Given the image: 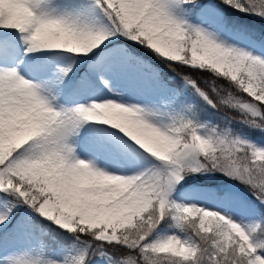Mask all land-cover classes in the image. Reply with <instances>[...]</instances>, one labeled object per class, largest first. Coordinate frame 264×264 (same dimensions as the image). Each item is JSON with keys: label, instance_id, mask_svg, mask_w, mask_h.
I'll return each instance as SVG.
<instances>
[{"label": "snow or ice", "instance_id": "1", "mask_svg": "<svg viewBox=\"0 0 264 264\" xmlns=\"http://www.w3.org/2000/svg\"><path fill=\"white\" fill-rule=\"evenodd\" d=\"M48 2L0 0V29L20 34L25 57L50 58L30 79L0 33V243L42 217L80 242L72 264H264V54L227 36L231 10L264 19V0H71L67 15ZM60 56L70 62L53 67ZM77 61L87 70L73 80ZM209 173L255 199L205 184L218 204L176 201Z\"/></svg>", "mask_w": 264, "mask_h": 264}, {"label": "rangeland", "instance_id": "2", "mask_svg": "<svg viewBox=\"0 0 264 264\" xmlns=\"http://www.w3.org/2000/svg\"><path fill=\"white\" fill-rule=\"evenodd\" d=\"M71 0H49L48 3L42 5V10L46 11L52 15H67L68 14V4ZM93 0H85V3L91 4ZM235 12L236 10L233 9ZM241 15H248L253 22L259 24L260 26L264 25V19H261L259 16L249 15L243 12H237ZM92 16L98 15L97 13H91ZM212 15L211 13L202 14L198 19H195L194 22H200V20H208L212 22ZM264 27V26H262ZM261 29V28H260ZM12 35L15 40L12 46V53L8 57V62L10 65H16L19 61L23 60V64L20 65L21 70L24 72L26 76L30 79H43V74L39 72V68L43 64L45 60H49V57L41 56L40 54H33L28 57L24 56L23 49L25 45H23L22 41L20 40V34L15 30H5L0 29V33H5ZM227 36L231 38V42L238 44L240 47L250 48L254 51L261 52L264 54V48H261L257 44V38H264V34L258 36H252L250 34L245 33L244 31L234 28L233 30L227 32ZM255 45V46H254ZM70 61L67 57L60 56L54 60H51L52 66H64L68 64ZM87 70L86 64H81L77 61V67L73 69V80H76L80 77L82 72ZM209 74V73H208ZM207 75V74H206ZM182 81V82H181ZM178 82V84L171 85L173 87L183 86V80ZM98 87L103 89V86L98 84ZM105 95H112L108 93L107 89H103ZM185 98L197 101L198 97L193 95L190 91H185L184 93ZM130 98L129 94H125L124 99L127 100ZM158 119H163L164 122H168L166 117H160ZM212 124H216L220 122L218 120V116L212 117ZM234 128H238L239 126L233 124ZM257 144H264V141H256ZM207 177H213L212 179H208ZM188 183L183 187L179 188L178 192L175 196V199L178 203H198L204 204L206 206H213L218 204L219 202L212 199V197L204 192L201 191L199 186L205 184H214L220 186H227L232 188L234 191L241 192L248 196L250 199H255L252 196L251 191L246 188L244 185H240L235 181L229 180L226 176L221 175L220 173H209L207 176L196 174L187 178ZM34 215V214H33ZM39 220H45L47 222L52 223L58 229L66 232L63 228L56 225L54 222L44 219L42 217H37L32 223L33 225H39V228H28L24 232H22L19 237L16 236H9L6 237L2 243H0V255L7 256V255H22L24 259L34 262V264H47L49 260H56L59 261L60 264H72L73 258L79 254V244L78 241H73L69 245H60L52 238L48 236V232L45 231L46 235L40 234L41 222ZM259 222L257 218H246L245 223H253ZM31 233V234H29ZM69 233V232H67ZM71 234V233H69ZM159 234L161 237L170 236L173 234L183 235L179 233L175 228H168L166 225H162L161 229L159 230ZM73 235V234H72ZM22 238L23 243H19L20 239ZM74 238V236H73ZM43 242V244L41 243Z\"/></svg>", "mask_w": 264, "mask_h": 264}, {"label": "trees", "instance_id": "3", "mask_svg": "<svg viewBox=\"0 0 264 264\" xmlns=\"http://www.w3.org/2000/svg\"><path fill=\"white\" fill-rule=\"evenodd\" d=\"M231 24L233 27L241 29L247 34H250L252 36H258L264 34V25L260 26L259 24H256L251 20L248 15H241L240 13L235 12L234 10H231ZM261 28V29H260ZM160 70L165 73L169 79V82L173 84H178L182 79L178 75V72H173L170 68H168L166 65H161ZM207 75H211L210 73ZM182 82V81H181ZM201 83H203V80H201ZM213 112H216L217 110H212ZM235 114V113H234ZM223 115V112H217V116ZM233 124L240 126L238 121H234ZM41 222V228L48 232V236L59 243L60 245H69L75 239L73 238L72 234H69L67 232H64L57 227H55L52 223L47 222L45 220H39Z\"/></svg>", "mask_w": 264, "mask_h": 264}, {"label": "bare ground", "instance_id": "4", "mask_svg": "<svg viewBox=\"0 0 264 264\" xmlns=\"http://www.w3.org/2000/svg\"><path fill=\"white\" fill-rule=\"evenodd\" d=\"M19 243H23L22 238L20 239Z\"/></svg>", "mask_w": 264, "mask_h": 264}]
</instances>
